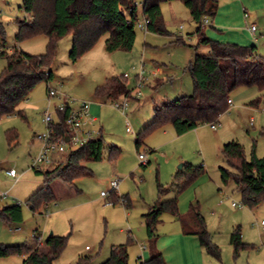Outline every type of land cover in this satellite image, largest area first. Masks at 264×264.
I'll return each mask as SVG.
<instances>
[{
    "label": "rangeland",
    "instance_id": "obj_1",
    "mask_svg": "<svg viewBox=\"0 0 264 264\" xmlns=\"http://www.w3.org/2000/svg\"><path fill=\"white\" fill-rule=\"evenodd\" d=\"M21 2L0 0V21L4 27V40L0 41V45L7 53L16 47L31 55L42 54L48 41L45 36L37 35L21 42L15 40L18 20L30 19ZM249 12L248 21H255L258 28L256 36L264 35V7ZM161 13L167 35L136 27L135 42L129 51L107 52L104 48L106 36H103L73 63L69 58L71 35L62 37L57 42L56 57L51 68L53 79L41 81L31 89L18 106L21 115L0 119V195H8L7 198H0V207L17 201L22 204L23 214V221L19 224H9L0 219V243L14 246L37 242L42 245L50 233L67 236V244L53 264H74L79 257L90 258L83 264H100L109 255L112 244L128 243V246L131 245L130 251H134L129 254L128 264H140L145 248L140 250L139 243L144 241L145 247L147 239L143 215L158 198V185L166 187L173 184L164 198H172L178 187H183L178 194V212L181 213V209L188 211L190 204L196 205L212 242L220 248V260L202 249L206 264H245L248 259L257 257L261 248L264 249V231L254 225L264 220V201L249 208L241 202L240 193L232 182L227 185L222 183L219 168H226V163L219 139L216 140L215 136L222 125H239L235 126L238 130L233 138H238L244 145V154L248 159L251 139L258 137L253 128L264 124L261 109L264 107V92L251 99H260L255 116L244 114L240 118L229 105L228 111L219 120L221 125L216 128L217 132L209 124H203L176 135L173 127L167 124L146 134L139 148L135 147V137L152 122L155 106L193 92L188 66L194 55L191 47L198 42L194 34L196 24L180 0L162 2ZM138 18L142 19L140 14ZM207 26H203L204 33ZM177 38H181V41H177ZM205 52L206 48L198 47L197 53ZM255 54L264 57L263 44L257 46ZM5 65V57L0 56V74ZM155 70L157 73H154ZM124 74L130 91L128 97L121 95L112 100L104 99L97 104L95 111H90L89 107L88 116L95 118V121L88 127L93 130V137L101 134L103 140L101 161L85 163L89 173L74 180L72 185L55 179L56 200L48 204L47 210L42 207L39 212L32 213L24 202L42 185L43 177L31 168V163L40 146L34 134L45 131L42 115L47 103V88L57 89L78 102H90L95 88L103 84L105 78ZM139 78H142L140 86ZM237 92L235 90L231 96L236 98L239 95ZM123 98L127 107L122 113L111 102L116 100L122 103ZM236 100L242 104L240 99ZM250 101L245 104L252 107ZM249 116L253 117V128L248 126ZM127 126L130 132H126ZM9 129L17 134V139L11 143L6 138ZM111 148L118 150L119 154L110 159L108 151ZM139 153L145 154L144 166L140 165ZM55 157L64 159L66 155ZM188 164L201 167V173L186 185L185 179L175 181L174 176L182 167L179 166ZM9 169L15 171V176L7 175ZM115 179L119 180L116 194L130 200L131 207L128 209L122 201L114 205L105 204L111 193L106 198L100 196L101 191L107 190L109 181ZM232 202L243 206L234 208ZM176 224V220L165 212L160 216L155 233L161 236ZM236 226H240L245 241L255 249L242 250L235 257L229 236ZM16 228L18 230L15 231ZM261 257L263 254L258 255V258ZM22 258L17 255L0 258V264H21Z\"/></svg>",
    "mask_w": 264,
    "mask_h": 264
},
{
    "label": "trees",
    "instance_id": "obj_2",
    "mask_svg": "<svg viewBox=\"0 0 264 264\" xmlns=\"http://www.w3.org/2000/svg\"><path fill=\"white\" fill-rule=\"evenodd\" d=\"M171 0H143L141 18L146 20L149 32L167 35L162 23L161 3ZM188 9L196 24L195 34L198 42L191 47L194 55L189 63L188 72L193 83V92L183 95L172 102L155 106L154 117L150 124L143 128L135 137V147L138 149L146 134L170 124L176 135L195 129L199 125L216 123L228 108V99L232 92L240 88L256 87L264 92V57L255 54L254 46H241L232 43H221L207 38L201 25L203 17L215 16L219 0H180ZM137 0H22L21 7L30 15L27 21L18 20L15 40L42 35L47 38L45 52L39 55L25 53L13 48L9 53L0 52L6 59V65L0 74V119L14 114L21 115L18 106L24 101L31 89L39 82H49L53 79L52 65L54 63L57 42L66 35H71L69 58L74 63L84 53L91 50L97 41L105 38L104 48L107 52L117 50L129 51L136 38V27L139 20ZM4 40V27L0 21V41ZM181 41V38H177ZM199 46L207 49L205 53H197ZM126 77L113 76L98 85L94 93L105 100L130 94L125 83ZM257 97L249 104L257 105ZM60 130L65 132L63 120L65 114H59ZM9 143L17 139L13 130L6 131ZM103 140L101 135L89 140L83 147L71 151L64 159L50 166L45 171H35L42 175V185L28 199L25 205L32 213L39 212L42 207L55 201L51 183L59 179L63 184L72 185L73 181L89 173L85 163L101 161ZM119 154L115 148L108 151V157ZM222 156L226 168H219L220 178L224 185L232 182L240 193L241 202L249 208H254L264 201V158H259L252 147L247 159L243 146L231 141L223 145ZM144 166V164H140ZM201 173V167L191 164L182 165L176 172L175 181L185 179L189 184ZM176 183V182H175ZM170 186L158 185V198L143 215L146 227V246L149 258L140 264H166L161 252L156 247V226L163 213H169L180 222L184 234L196 235L200 246L213 258L220 260V248L212 242L207 231L205 220L196 205L190 204L188 212L181 215L177 208L178 194L183 187H178L176 194L170 199H160V196L172 189ZM110 200L113 205L121 202V198L112 192ZM125 208L131 207L130 200L123 197ZM0 219L9 224H19L23 221L22 204L13 203L0 207ZM67 236L49 234L42 245L21 244L5 245L0 243V258L13 255L23 257L22 264H53L67 244ZM229 242L233 247L234 256L242 250L254 248L241 240L239 227L230 234ZM89 257H79L74 264H83ZM101 264H128V243L113 245L108 258Z\"/></svg>",
    "mask_w": 264,
    "mask_h": 264
},
{
    "label": "crops",
    "instance_id": "obj_3",
    "mask_svg": "<svg viewBox=\"0 0 264 264\" xmlns=\"http://www.w3.org/2000/svg\"><path fill=\"white\" fill-rule=\"evenodd\" d=\"M139 1H140L139 3H141L143 0H139ZM138 6L140 7L138 14H141V6L140 5ZM263 7H264V0H219V5L217 8L216 14L214 17L210 18V25L207 26L206 32L204 34H206L205 36L207 38L221 42V43H232V44H238L241 46H254L255 48H257V46H259V44L261 43L264 46V35L260 34L259 36H256V33L258 31L256 22L248 21L249 14H250L249 10L257 11V9L259 8L261 9ZM251 26L256 27V30L254 32L250 31L249 28ZM181 29H183V27ZM194 34H195V30H194ZM237 90H238L237 93H239V95L236 98L230 96V99L232 100V104H230L231 109L235 113H237L240 116V118L244 114H248V115L252 114L253 116H255L256 113H254V111L256 110L257 106L252 105L251 107V106L246 105L245 102L250 101L253 97H256L260 93L258 89L252 86V87L240 88ZM90 99H91V101L89 102L90 111L92 110L95 111L98 108L97 104H101L105 98L96 96L94 93V95L90 97ZM236 99H240L239 101H241L242 104L240 105ZM52 103H56V99H52ZM261 109L264 112V107H262ZM223 115L224 114H222L219 117L218 121L216 122L219 124V125L216 124V128H218L221 125L219 123V120L220 118L223 117ZM153 117H154V113H153ZM210 125L211 124H209V127ZM263 125L264 124H260L258 127L253 128V117L249 116L248 126H251L253 128V131L255 130V133L258 134V137L256 138V140L251 139L250 153L253 147L255 154L259 158H264V126ZM235 126L239 127V125H235V124L234 126H230V127L225 124V126L223 125L221 126L222 129L218 132H217V129H213L215 130V132H217L215 136H217L216 140L219 139L221 151H222L223 145L228 142L236 141L241 144L238 138H233L235 136L236 131L238 130L237 127L235 128ZM162 128H164V126ZM244 142L246 145H248L247 144L248 142L246 141ZM241 145L244 147L243 144ZM50 186H51V190L54 193L55 199H56L57 196H56L55 189H54L55 187L54 182H52ZM73 188L75 189V187ZM75 190H73V192ZM166 194L160 196V199H166L164 198ZM232 207L240 208V206H232ZM48 208L49 206L47 205L45 210H47ZM148 208H147V211H148ZM180 212L181 213L179 214L183 215L187 213L188 211L184 212V209H181ZM172 218L176 220L177 224L173 225V228L172 227L169 228L165 233L161 234V236L158 233L156 235L157 236L156 247L161 252L166 264H206L204 253L202 251L203 248L200 246L198 237L196 235L184 234L182 232L180 222L177 220V218L173 216ZM236 227H239L240 229V226H236ZM240 234H241V230H240ZM241 240L244 243H247L245 241V235L242 236L241 234ZM143 242H140L139 246L144 245ZM113 245L114 244L110 246V250ZM130 246H128V257L130 253L134 252V251L133 252L130 251ZM110 250H109V253H110ZM140 250H143V249H140ZM257 254L258 255L263 254V257L258 258V255H257V257L252 258V260L248 259L245 264H264V249L261 248V251ZM142 255H143L142 262L148 260L149 253L147 249H145L144 253L142 252ZM107 258H104V259L106 260ZM105 260H102V261L104 262Z\"/></svg>",
    "mask_w": 264,
    "mask_h": 264
},
{
    "label": "built area",
    "instance_id": "obj_4",
    "mask_svg": "<svg viewBox=\"0 0 264 264\" xmlns=\"http://www.w3.org/2000/svg\"><path fill=\"white\" fill-rule=\"evenodd\" d=\"M137 4L141 6L142 2ZM201 25H210V18L203 17L201 19ZM137 27L140 29L147 30L146 20L142 18L137 23ZM180 28H182V26H180ZM249 29L251 32H254L256 30V27L251 26ZM3 51L4 47H1L0 45V52ZM154 73H157V70H155ZM123 76L126 77V74H124ZM141 80L142 78H139L138 86L141 85ZM138 93L139 91H137L136 96H138ZM46 96L47 103L42 115V121L45 124V131H43L42 133L34 134L35 139L38 140L40 144L38 152L32 159L31 163V168H33L35 171H42L44 168L52 166L53 164L61 160V158L55 156H61L64 154L68 155L71 151H74L86 145L89 140L96 138L92 136L93 130L88 127L92 122L95 121V118L88 116L89 102H78L76 100L69 99L59 90L51 87L47 88ZM52 99H56V103H52ZM111 104L114 108H117L122 113L127 107V102L125 101V99L122 103L113 100ZM228 104H232L231 99H228ZM59 114H65L63 120V124L65 127L64 134L60 130L61 122L59 120ZM210 128L216 129V124H211ZM130 131V127L127 126L126 132ZM138 158L140 159V161H142L141 164H144L143 161L145 158V154L139 153ZM7 175L15 176V171L13 169H9L7 171ZM118 185V179L109 181L107 190L101 191L100 196L102 198L108 197L110 193L115 192L117 190ZM7 196V194L3 193L0 195V198L4 199L7 198ZM121 201H123L122 198ZM105 204L113 205L110 199L105 201ZM231 204L232 206H243L242 204H236L235 202H232ZM46 207L47 206H45L44 208ZM254 225L264 231V220H261L260 222H255ZM14 230L16 231L18 229L16 228ZM38 238L40 239V237H37V239ZM144 248V245L140 246V249Z\"/></svg>",
    "mask_w": 264,
    "mask_h": 264
},
{
    "label": "water",
    "instance_id": "obj_5",
    "mask_svg": "<svg viewBox=\"0 0 264 264\" xmlns=\"http://www.w3.org/2000/svg\"><path fill=\"white\" fill-rule=\"evenodd\" d=\"M182 165H180L179 167H181Z\"/></svg>",
    "mask_w": 264,
    "mask_h": 264
}]
</instances>
